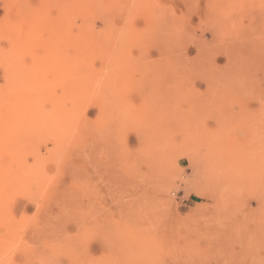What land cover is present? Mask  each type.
Instances as JSON below:
<instances>
[{
  "label": "rangeland",
  "instance_id": "rangeland-1",
  "mask_svg": "<svg viewBox=\"0 0 264 264\" xmlns=\"http://www.w3.org/2000/svg\"><path fill=\"white\" fill-rule=\"evenodd\" d=\"M262 153L264 0H0V264H264Z\"/></svg>",
  "mask_w": 264,
  "mask_h": 264
},
{
  "label": "bare ground",
  "instance_id": "bare-ground-1",
  "mask_svg": "<svg viewBox=\"0 0 264 264\" xmlns=\"http://www.w3.org/2000/svg\"><path fill=\"white\" fill-rule=\"evenodd\" d=\"M164 18H165V17H164ZM164 21H165V20H164ZM166 23H167V22H166ZM167 24H168V23H167ZM165 25H166V24H165ZM172 26H173V24H172ZM173 28H174V27H173ZM174 30H175V29H174ZM181 30H182V28H181ZM219 33H220V32H219ZM219 33H218V31H216V32H215V31H212L211 36H212V38H214L215 41H219V38H220V37H219V35H220ZM221 35H222V34H221ZM170 37H172V36H170ZM170 39L172 40V38H170ZM212 43H213V42H212ZM213 44H214V43H213ZM192 45H193V44H192ZM203 49H204V48H203ZM205 49L208 50V53L206 52V53H207V54H206V61L203 60V59H200V60H198V61H202V63H205V65H212V64H211L212 62H211L210 51H211V50L213 51V50H215V49H210V46L207 47V48H205ZM173 50H174V49H173ZM201 51H202V50H201ZM201 51H200V53H201ZM203 51H204V50H203ZM168 53H170V52H168ZM169 55H170V54H169ZM180 57H183V55H180ZM200 57H203L202 54H201V55H200V54L197 55V58H200ZM186 59H187V58H186ZM186 59H184L183 62L188 64L191 60L187 61ZM215 61H216V60H215ZM166 62L169 63L168 61H166ZM191 62H192V61H191ZM208 63H209V64H208ZM189 64H191V63H189ZM193 64H194V63H193ZM193 64H191V65H193ZM199 65H200V64H199ZM177 66H178V65H177ZM167 67L170 68L169 65H167ZM186 67H187V65L184 64V65H181V66L176 67V68H173V69L171 68V71H172L173 74H178L179 72L185 74V73H186V69H188V68H186ZM230 67H231V70H232V68L235 67V64H233V65H229V60H228V58H227V56H226V63H225L224 69H227V68H230ZM219 71H220V69H219ZM228 71H230V70H228ZM218 76H219V74H218ZM220 77H221V76H220ZM218 79H219V77H218ZM216 80H217V79H216ZM212 82H213V81H212ZM216 83H217V82H216ZM227 83H228V82H227ZM233 84H234V83H233ZM235 87H236L235 85H231V86H230V89L232 90V88H235ZM211 91H212V90H211ZM216 92H217V91H216ZM221 100H222V99H221ZM220 104H221V103H220ZM241 104H242V103H241ZM261 124H262V123H261ZM262 125H263V124H262ZM251 127H252V125H251ZM256 130H257V129H256ZM255 134H257L255 130H252V133L249 134V136H251V140H252V141H255V136H254ZM261 158H262V161H264V153L261 154ZM239 159H241V158H239ZM235 164H236V163H235ZM253 164H254V163H251V162L248 161V165H249V166L252 167ZM248 169H249V171H250V173H251L252 170H251L250 168H248ZM228 175H229V174H228ZM230 175H231V174H230ZM230 175H229V176H230ZM252 175H253V174H251V175L249 174V176H246V177H247L248 179L252 180V179L254 178V176H252ZM256 177H257V176H256ZM261 177H262V176H261ZM256 179H257V178H256ZM228 180H229V179H228ZM247 184H248V183H247ZM261 184H262V182H261ZM227 185H228V183H227ZM222 188H223V186H222ZM240 190H241V189H240ZM240 190H239V191H240ZM227 192H228V188H227ZM227 192H226V193H227ZM224 193H225V191H224ZM221 194H222V193H221ZM229 194H231V193H229ZM223 195H224V194H223ZM227 195H228V194H227ZM221 196H222V195H221ZM230 196H231V195H230ZM225 197H226V196H225ZM227 197H228V196H227ZM228 198H229V197H228ZM228 198H227V199H228ZM259 200H261V199H259ZM219 201H220V200H219ZM224 201H226V200H224ZM257 201H258V200H257ZM260 202H261V201H260ZM215 203H216V202H215ZM258 203H259V202H258ZM260 204H261V203H260ZM258 205H259V204H258ZM263 226H264V225H263ZM258 229H259V228H258ZM244 233H245V232H244ZM251 237H252V236H251ZM249 240H250V239H249ZM252 242H253V241H252ZM249 245H250V241H249ZM222 248H223V247H222ZM224 248H225V247H224ZM216 249H217V248H216ZM172 252H173V251H172ZM243 252H244V251H243ZM243 252H242V253H243ZM173 253H174V252H173ZM232 254H233V256L231 257V259H234V256H235V258L237 257L234 253H232ZM261 261H262V260H261Z\"/></svg>",
  "mask_w": 264,
  "mask_h": 264
}]
</instances>
